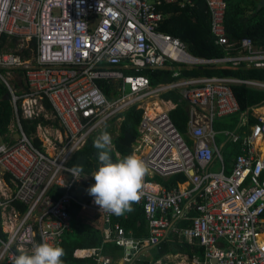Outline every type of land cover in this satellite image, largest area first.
<instances>
[{"label": "built area", "instance_id": "built-area-1", "mask_svg": "<svg viewBox=\"0 0 264 264\" xmlns=\"http://www.w3.org/2000/svg\"><path fill=\"white\" fill-rule=\"evenodd\" d=\"M168 1L0 0V80L14 110L11 134H19L13 143L0 141V264H14L20 251L31 253L34 244L60 246L71 228L72 202L112 223L115 214L100 209L87 191L95 183L93 173L83 174L68 162L93 133L121 123L120 114L132 107L142 111L131 148L148 169L136 203L144 209L149 234L134 238L115 223L105 240L122 247V255L102 246L75 255L95 256L92 264H264V100L242 113L233 90L244 84L264 91V79L182 74L183 68L204 64L264 68V44L248 36L230 39L227 1L205 0L215 43L225 55L197 57L161 29L166 15L160 6ZM167 63L178 66L171 81L152 84L139 73ZM99 80L113 83L116 94L109 98ZM172 90L188 104L183 133L171 117L176 105L162 97ZM239 113L235 129L215 128ZM41 116L56 118L62 133L52 137L50 125L38 124L39 147L21 118ZM219 133L225 136L222 144ZM226 142L240 148L230 166ZM177 174L186 180L175 187L155 179ZM84 180L91 186L83 187ZM178 220L189 223L176 227ZM170 232L202 246L203 256H140Z\"/></svg>", "mask_w": 264, "mask_h": 264}, {"label": "trees", "instance_id": "trees-1", "mask_svg": "<svg viewBox=\"0 0 264 264\" xmlns=\"http://www.w3.org/2000/svg\"><path fill=\"white\" fill-rule=\"evenodd\" d=\"M226 1L228 7L225 15V27L229 38L237 40L248 36L253 39L255 44H264V6L257 11V2L255 0ZM160 10L166 15L161 29L184 41L193 55L205 58L225 55V50L222 46L215 43L205 0H172L163 3L160 6ZM175 67V64L167 63L165 66L157 68L145 67L139 73L147 75L151 83L156 84L173 80L172 72ZM182 74L185 76L217 75L264 79V68L247 69L243 66H233L230 63L219 65L204 64L196 65L191 69L183 68ZM98 84L109 98L116 94L113 83L99 80ZM233 90L243 112L249 106L264 100V91L248 87L244 84L233 86ZM7 94V87L0 80V136L3 141L13 143L15 137L11 134L9 126L14 119V110L10 99L7 98ZM163 97L170 98L177 103V107L171 111V117L179 131L184 132L187 123L186 101L176 90L163 94ZM45 104L48 110L51 111L50 104L47 101ZM141 113V110L132 107L120 114L123 116V120L120 123L119 129L116 130L114 126L108 125L103 130H100V133L108 131L112 134L111 139L114 148H111L110 155L113 162L132 154V148L123 145L121 140L127 133L134 137L137 136V125L141 119ZM241 114L226 117L232 120L229 123V125L231 124L230 127L236 128L241 119ZM253 121L254 118L250 116V122ZM21 123L26 133L33 137L34 143L39 147L42 146V141L36 134L37 125L40 123L44 125H59L56 118L48 119L43 116L33 119L21 118ZM224 123L227 125V122ZM116 131L117 133L114 134ZM97 137L98 135L93 133L85 145L72 155L68 162L70 167L79 170L83 174H89L98 169L100 166L98 150L93 146V142ZM224 148L226 161H230L232 155L238 154L239 145L237 143L226 142ZM155 179L167 187H175L179 181L186 180V176L184 174H177L167 179L156 176ZM91 184L89 180H84L83 187H90ZM54 192L58 193L59 190L56 189ZM75 194L78 195L77 192ZM21 207L24 208L23 205ZM132 208L133 211L131 212H126L120 216L114 215L112 226L115 223H119L125 229L128 236L134 238L147 237L149 233L143 207L134 202L132 203ZM69 212L71 215V228L64 234L60 244L65 251V255L62 257L63 264L94 263L96 261L95 256L77 257L75 255L76 251L82 248L103 246L102 248L106 252H110L116 256L123 253L122 247L116 245L111 240H105L104 227L106 222L102 213L83 207L77 202H72ZM188 223L189 221L187 220H178L175 222V225L176 227H182ZM151 250L154 251L153 255L155 258L177 252L186 253L191 257L195 254L202 257L204 252L202 246L186 242L176 232H170L165 238L161 239L157 246L152 247ZM142 264L145 263L142 262Z\"/></svg>", "mask_w": 264, "mask_h": 264}, {"label": "clouds", "instance_id": "clouds-1", "mask_svg": "<svg viewBox=\"0 0 264 264\" xmlns=\"http://www.w3.org/2000/svg\"><path fill=\"white\" fill-rule=\"evenodd\" d=\"M111 145L112 139L107 131L94 140L93 146L98 150L100 166L93 174L95 183L87 191L100 209L120 216L133 211L132 203L139 201L148 169L145 162L134 153L113 162ZM64 255L61 246L45 241L34 244L31 253L21 250L14 264H63Z\"/></svg>", "mask_w": 264, "mask_h": 264}, {"label": "crops", "instance_id": "crops-1", "mask_svg": "<svg viewBox=\"0 0 264 264\" xmlns=\"http://www.w3.org/2000/svg\"><path fill=\"white\" fill-rule=\"evenodd\" d=\"M256 2H257V7H258V3H259V0H255ZM263 7V6H262ZM261 9V8H260ZM259 9V10H260ZM257 11H258V9H257ZM177 67L178 66H176L175 68H174V70L176 69L177 70ZM190 76H192V75H190ZM203 76V75H202ZM205 76V75H204ZM236 77V76H235ZM250 78H252V77H250ZM249 87V86H248ZM252 88H254V87H252ZM254 89H257V88H254ZM257 90H259V89H257ZM176 91H178V90H176ZM261 91H263V90H261ZM169 92V91H168ZM165 93H167V92H165ZM164 93V94H165ZM162 97H163V95H162ZM164 98V97H163ZM166 100H170L173 104H175L176 105V107H177V103L174 101V100H172V99H170V98H165ZM187 103V102H186ZM260 103V102H259ZM258 104V103H257ZM188 105V104H187ZM254 105H256V104H254ZM251 106H253V105H251ZM251 106H249V107H251ZM175 107V108H176ZM248 107V108H249ZM174 108V109H175ZM247 108V109H248ZM174 109H172V110H174ZM246 109V110H247ZM171 110V111H172ZM245 110V111H246ZM244 111V112H245ZM48 112H50V110H48ZM243 111H242V113H244ZM249 113V115H247L248 117H249V122H250V116H251V118L253 117L252 115H251V110H249L248 111ZM235 115V114H234ZM51 118H53V117H51ZM50 118V119H51ZM58 124H59V122H58ZM51 127H50V132H51V136L52 137H58L59 135H60V133H62V129H61V126H60V124L58 125V126H54V125H52V124H49ZM186 130V129H185ZM185 132V131H184ZM183 133V132H182ZM240 152V148H239V150H238V153ZM237 154V153H236ZM226 155H224V157H225ZM233 156H235V155H232V157H231V159H230V161H226V158H225V162L228 164V166H230V163H231V161H232V158H233ZM228 169H230V167H227ZM113 228V226H112V223L108 226L107 224H105V227H104V237H105V232H106V230L107 229H109V228ZM110 228V229H111ZM103 247V246H102ZM104 252H106L105 250H104V248L102 249ZM124 252V251H123ZM107 253H110V252H107ZM123 254V253H122ZM121 254V255H122ZM154 251L153 250H151V248H146L141 254H140V256L141 257H145V258H147V257H154ZM120 256V255H119ZM134 264H142V262L141 261H138V260H136V262L134 263Z\"/></svg>", "mask_w": 264, "mask_h": 264}, {"label": "rangeland", "instance_id": "rangeland-1", "mask_svg": "<svg viewBox=\"0 0 264 264\" xmlns=\"http://www.w3.org/2000/svg\"><path fill=\"white\" fill-rule=\"evenodd\" d=\"M247 1V0H246ZM224 122H227V125L224 123ZM230 122H232V120L230 119V118H224V119H222V120H220V121H218V122H216V124H215V128L217 129V130H222V129H226V128H228V129H233L232 127H230L231 126V124L229 125V123ZM116 123L117 124H119L120 123V120H116V121H113V123L112 122H110V124H107L106 126H108V125H112V126H114L115 127V129L116 128H118L117 126H116ZM105 128V127H104ZM104 128H102L101 130H103ZM117 130V129H116ZM117 133V131L114 133V134H116ZM185 137V136H184ZM186 138V137H185ZM187 139V138H186ZM217 140L219 141V143L220 144H222L224 141H225V136L222 134V133H219V134H217ZM0 141H3L2 139H1V136H0ZM226 147V146H225ZM111 148H114V147H112V145H111ZM224 152H225V149H224Z\"/></svg>", "mask_w": 264, "mask_h": 264}, {"label": "water", "instance_id": "water-1", "mask_svg": "<svg viewBox=\"0 0 264 264\" xmlns=\"http://www.w3.org/2000/svg\"><path fill=\"white\" fill-rule=\"evenodd\" d=\"M262 6H264V0H259L258 3V7L257 9L259 10ZM7 98L9 99V94H7ZM18 133L14 134V137L17 138L18 137ZM135 137L129 133L125 134L124 137L122 138L121 142L123 145L131 147L133 141H134ZM95 171H93L92 173L94 174ZM212 262L214 263L215 260H212Z\"/></svg>", "mask_w": 264, "mask_h": 264}]
</instances>
